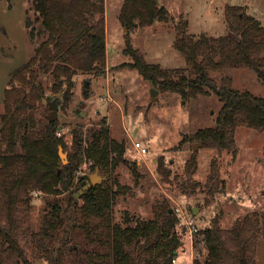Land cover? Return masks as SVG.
I'll return each instance as SVG.
<instances>
[{
  "label": "trees",
  "instance_id": "obj_1",
  "mask_svg": "<svg viewBox=\"0 0 264 264\" xmlns=\"http://www.w3.org/2000/svg\"><path fill=\"white\" fill-rule=\"evenodd\" d=\"M31 4L44 36L30 58L11 72V79L18 84L5 88L0 113V264H30L23 236L29 231L25 220L34 191L53 193L61 186L69 189L84 160L91 161L93 169L98 168L109 178L118 165L127 161L125 142L111 137L104 124L89 130L84 147L82 133L74 130L69 160L61 163L58 147L67 146L57 135L58 120L37 114L38 101L43 102L45 95L43 84L36 80L40 73L52 75V88L57 94L62 92L65 99L70 95L75 70L98 69L104 64L103 0H31ZM225 15L228 32L219 36L194 37L186 30L187 21L176 23L173 45L183 55L185 66L162 67L148 62L129 39L124 52L131 57L127 65L161 90L176 92L184 99L214 93L221 102L215 122L199 128L193 137L204 146L234 153L237 126L264 130V95L234 87L231 76L224 72L247 66L264 85V24L241 5H227ZM119 18L127 25L144 26L167 21L170 14L160 0H124ZM30 23L26 17V25ZM35 34L32 26L29 35L34 38ZM213 72L222 73L221 77L217 79ZM195 168L196 159L191 156L185 170L191 173ZM211 168L207 184L209 190L215 191V161ZM157 170L167 174L161 159ZM87 178L79 177L81 186L84 179L88 182ZM115 194L104 180L83 191L84 202L79 206L71 194L66 209L53 203L41 236L64 242L73 227H83L90 219H97V224H104L107 235L106 240L102 239L108 246L102 258L104 264H171L181 242L174 230L179 221L176 212L163 204L155 209L151 219L132 222L125 216L124 225L113 223L110 211ZM261 224L264 225V218L252 213L228 228L220 227L216 220L211 226L198 228L199 242L206 251L203 254L201 248L197 249L203 257H195L193 264H255L250 251ZM55 248L47 249V261L61 264L64 246Z\"/></svg>",
  "mask_w": 264,
  "mask_h": 264
},
{
  "label": "rangeland",
  "instance_id": "obj_2",
  "mask_svg": "<svg viewBox=\"0 0 264 264\" xmlns=\"http://www.w3.org/2000/svg\"><path fill=\"white\" fill-rule=\"evenodd\" d=\"M123 1L103 0L105 62L98 69L75 70L70 95L60 99L56 119L61 131L57 135L67 146L64 149L59 145L66 153L67 162L74 130L82 133L84 147L89 130L104 124L111 137L125 142L127 161L118 165L109 178L98 168L93 169L91 161L84 160L69 189L61 186L58 192H33L25 220L29 231L23 236L25 256L30 264H50L49 248L58 249L60 245L64 246L61 264H104L102 258L108 246L102 239L106 240L107 235L104 224H97V219H90L83 227H73L64 242L41 236V229L52 214L51 205L57 203L66 209L69 194L78 201V206L83 204L78 179L87 175L89 181L94 172L102 176L95 184L107 180L116 192L110 211L113 223L124 225L125 216L132 222L151 219L155 209L163 204L176 212L179 221L174 230L181 242L171 264H193L195 257H203L206 250L199 242L200 230L211 226L214 220L220 227L228 228L246 214L255 213L261 220L264 218V130L237 126L234 153L202 145L193 135L199 128L214 124L221 106L218 97L210 93L184 99L176 92L161 90L127 65L131 57L124 52L129 39L148 62L162 67L185 66L183 55L173 45L179 20L187 21L186 30L194 37L219 36L228 32L227 5H241L264 24V0H160L170 18L144 26L127 25L120 20ZM26 17L31 19L28 26ZM36 17L31 0H0V113L5 88L18 84L11 79V72L30 58L44 36ZM32 26L34 38L29 35ZM224 73L231 76L234 87L264 95V85L253 69L241 66L228 68ZM212 74L219 79L222 73ZM36 80L44 86V98H56L51 74L40 73ZM151 88L157 89L153 100ZM38 106L37 114L45 117L49 106L42 101H38ZM134 141H140L147 151L138 153ZM191 156L196 159V168L189 173L185 165ZM160 159L167 169L165 175L157 170ZM212 161L218 180L215 191L209 190L207 184ZM181 214L195 218L199 233H189ZM200 248L203 254L197 251ZM250 256L255 264H264L263 224L258 227Z\"/></svg>",
  "mask_w": 264,
  "mask_h": 264
},
{
  "label": "water",
  "instance_id": "obj_3",
  "mask_svg": "<svg viewBox=\"0 0 264 264\" xmlns=\"http://www.w3.org/2000/svg\"><path fill=\"white\" fill-rule=\"evenodd\" d=\"M156 93H157V89L151 88V99L152 100L155 98ZM62 96H63L62 92H59L56 95V98H54V99H49L48 100L46 98H43V102L48 104V106L50 108V111L47 114V118L49 120L56 119L57 110H58V107H59V102H60V99H62ZM58 154H59L62 162L66 163L67 162V159L65 158L66 153L62 151V147L61 146H59ZM57 172L58 173L60 172V168H58ZM101 178H102V176L98 175L96 172L92 173L89 176V181L88 182H85V181L82 182L83 185H82V188H81L80 192L82 193L90 184H95L96 182L100 181L99 179H101ZM76 195H78V194H76ZM195 211L196 210L193 209V212H195Z\"/></svg>",
  "mask_w": 264,
  "mask_h": 264
},
{
  "label": "built area",
  "instance_id": "obj_4",
  "mask_svg": "<svg viewBox=\"0 0 264 264\" xmlns=\"http://www.w3.org/2000/svg\"><path fill=\"white\" fill-rule=\"evenodd\" d=\"M57 133L61 134V131L58 130ZM133 144H134L135 149L138 151V153L144 154L147 151L146 147L140 141H134ZM177 211H181V210L177 208ZM182 216H183L184 224L187 227L189 233L192 234V233L197 232L198 226H197L195 218L191 215H182ZM174 262H175V256L172 258V263Z\"/></svg>",
  "mask_w": 264,
  "mask_h": 264
}]
</instances>
